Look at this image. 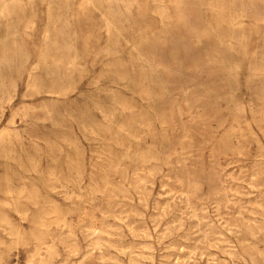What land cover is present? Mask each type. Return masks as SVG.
I'll return each mask as SVG.
<instances>
[{"label": "rangeland", "instance_id": "1", "mask_svg": "<svg viewBox=\"0 0 264 264\" xmlns=\"http://www.w3.org/2000/svg\"><path fill=\"white\" fill-rule=\"evenodd\" d=\"M0 78V264H264V0H0Z\"/></svg>", "mask_w": 264, "mask_h": 264}, {"label": "bare ground", "instance_id": "2", "mask_svg": "<svg viewBox=\"0 0 264 264\" xmlns=\"http://www.w3.org/2000/svg\"><path fill=\"white\" fill-rule=\"evenodd\" d=\"M2 1V0H1ZM6 5V4H5ZM96 10V9H95ZM33 15V14H32ZM115 26V25H114ZM18 44H19V42H18ZM18 47H19V45H18ZM22 48V47H21ZM20 53V52H19ZM19 55V54H18ZM138 55V54H137ZM19 56H21V54L19 55ZM31 76V75H30ZM1 79V78H0ZM3 87V86H2ZM27 87H29V86H27ZM26 90V89H25ZM140 91V90H139ZM142 92V91H141ZM48 93V92H47ZM24 96V95H23ZM165 116V115H164ZM163 121H164V119H163ZM1 131H2V129H0ZM119 130V129H118ZM4 132V131H3ZM115 133V132H114ZM8 136V135H7ZM5 137H6V135H5ZM140 137V136H139ZM7 139L9 138V137H6ZM264 139V138H263ZM4 140V139H3ZM54 148V147H53ZM62 148V147H61ZM81 148V147H80ZM129 148V147H128ZM155 148V147H154ZM147 149V148H146ZM95 152V151H94ZM149 152V151H148ZM145 153V152H144ZM102 154V153H101ZM137 155V154H136ZM148 155V154H147ZM146 155V156H147ZM6 156V155H5ZM141 156V155H140ZM143 156H144V154H143ZM141 157V158H144V157ZM154 156V155H153ZM3 157H4V155H3ZM123 157V156H122ZM155 157V156H154ZM147 158H149V157H147ZM153 158V157H152ZM145 160V159H144ZM148 160V159H147ZM151 160V159H150ZM30 161V160H29ZM73 161V160H72ZM107 161V160H106ZM80 164V163H79ZM32 165V164H31ZM78 166V165H77ZM81 168V167H80ZM51 176V175H50ZM14 181V180H13ZM95 183V182H94ZM10 184V183H9ZM8 184V185H9ZM11 187V186H10ZM82 189V188H81ZM31 194V193H30ZM32 196V195H31ZM57 206V205H56ZM57 208V207H56ZM30 211V210H29ZM57 212V211H56ZM59 212V211H58ZM71 212V211H70ZM54 214V213H53ZM93 214V213H92ZM237 214V213H236ZM6 219V218H5ZM45 220V219H44ZM49 227V226H48ZM63 229V228H62ZM94 230V229H93ZM100 231V230H99ZM77 237V236H76ZM113 247V246H112ZM155 248V247H154ZM222 248H225V247H222ZM227 248V247H226ZM128 249V248H127ZM259 250V249H258ZM227 251V250H226ZM260 251V250H259ZM131 252V251H130ZM230 252V251H229ZM228 252V253H229ZM88 253V252H87ZM260 253V252H259ZM41 256V255H40ZM139 256V255H138ZM114 259V258H113ZM133 259V258H132ZM119 261V260H118ZM225 263H227V262H225Z\"/></svg>", "mask_w": 264, "mask_h": 264}]
</instances>
